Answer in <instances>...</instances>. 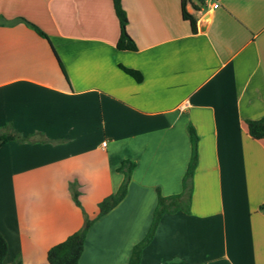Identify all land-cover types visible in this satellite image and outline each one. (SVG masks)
I'll use <instances>...</instances> for the list:
<instances>
[{"label":"crops","instance_id":"crops-1","mask_svg":"<svg viewBox=\"0 0 264 264\" xmlns=\"http://www.w3.org/2000/svg\"><path fill=\"white\" fill-rule=\"evenodd\" d=\"M121 2L133 50L117 47L112 0H0V133L26 138L0 147L4 262L45 264L117 191L128 159L126 194L78 260L128 264L158 194L182 192L192 126L188 211L161 216L139 264H264V138L246 126L264 116V0H186L195 31L181 0Z\"/></svg>","mask_w":264,"mask_h":264},{"label":"trees","instance_id":"trees-1","mask_svg":"<svg viewBox=\"0 0 264 264\" xmlns=\"http://www.w3.org/2000/svg\"><path fill=\"white\" fill-rule=\"evenodd\" d=\"M186 0H181L182 17L190 22L192 30H196V20L185 9ZM114 11L118 17L120 32L117 41V47L120 49H135V43L126 30L127 16L122 6L121 0H112ZM15 20H23L41 36L47 37L46 34L35 24L25 20L22 17H16ZM124 71L132 75L136 80L141 79V75L138 71L121 66ZM247 131L250 136L256 139L264 138V116L255 119L246 120ZM189 134L191 140V155L188 163L187 170L182 180V192L175 195L163 196L158 194L157 203L154 208L152 219L146 234L143 238L136 242L130 253L128 264H139L141 252L143 247L152 239L158 222L164 213H172L177 210L188 211V206L191 199L192 188V175L197 163V141L198 136L192 126H189ZM10 140H17L23 142L25 137L21 136L17 131H4L0 133V147ZM134 161L125 159L122 160L118 170L124 175L123 181L116 192L111 193L103 197L97 204L98 211L95 216L90 217L84 213V221L80 228L70 233L64 240L52 245L46 253L45 264H78V260L83 250L84 239L86 233L94 222L95 219L108 212L113 206H115L125 196L127 191V184L130 177L132 168L134 167ZM72 199L80 205L78 200V191L74 189V185L71 184ZM264 210V203L260 206ZM7 252V242L4 236L0 232V264H6L4 257ZM10 264H22L19 259H16Z\"/></svg>","mask_w":264,"mask_h":264},{"label":"water","instance_id":"water-1","mask_svg":"<svg viewBox=\"0 0 264 264\" xmlns=\"http://www.w3.org/2000/svg\"><path fill=\"white\" fill-rule=\"evenodd\" d=\"M209 13H207L200 21H199V26L204 25V22H206L208 20L209 17Z\"/></svg>","mask_w":264,"mask_h":264},{"label":"built area","instance_id":"built-area-1","mask_svg":"<svg viewBox=\"0 0 264 264\" xmlns=\"http://www.w3.org/2000/svg\"><path fill=\"white\" fill-rule=\"evenodd\" d=\"M211 3V6L215 7L217 6V0H204L205 3L209 2ZM103 144H105V142H103Z\"/></svg>","mask_w":264,"mask_h":264}]
</instances>
